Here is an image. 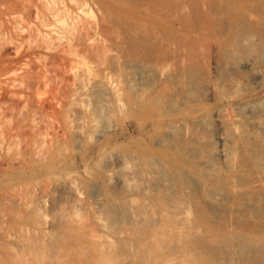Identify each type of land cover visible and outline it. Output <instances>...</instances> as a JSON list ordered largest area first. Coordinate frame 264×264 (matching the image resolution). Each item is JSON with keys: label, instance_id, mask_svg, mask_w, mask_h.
<instances>
[{"label": "bare ground", "instance_id": "1", "mask_svg": "<svg viewBox=\"0 0 264 264\" xmlns=\"http://www.w3.org/2000/svg\"><path fill=\"white\" fill-rule=\"evenodd\" d=\"M0 264H264V0H0Z\"/></svg>", "mask_w": 264, "mask_h": 264}]
</instances>
